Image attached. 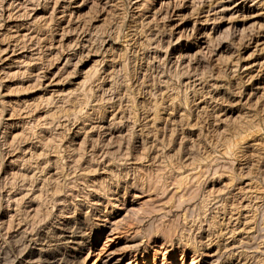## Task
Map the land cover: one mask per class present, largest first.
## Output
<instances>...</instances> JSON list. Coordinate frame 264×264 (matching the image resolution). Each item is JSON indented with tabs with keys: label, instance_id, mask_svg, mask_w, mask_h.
<instances>
[{
	"label": "rangeland",
	"instance_id": "obj_1",
	"mask_svg": "<svg viewBox=\"0 0 264 264\" xmlns=\"http://www.w3.org/2000/svg\"><path fill=\"white\" fill-rule=\"evenodd\" d=\"M163 2L0 0V264H264V1Z\"/></svg>",
	"mask_w": 264,
	"mask_h": 264
},
{
	"label": "bare ground",
	"instance_id": "obj_2",
	"mask_svg": "<svg viewBox=\"0 0 264 264\" xmlns=\"http://www.w3.org/2000/svg\"><path fill=\"white\" fill-rule=\"evenodd\" d=\"M162 2H163V0H161ZM253 1V0H252ZM258 1H260V0H258ZM264 1V0H263ZM254 2H255V0H254ZM164 3V2H163ZM256 3V2H255ZM239 3H237L236 5H234L233 6V8H235V10L237 11V13L238 14H241V15H244V14H246L244 17L245 18H247V17H254V16H256L257 14H254V11H253V6H252V4H250L249 5V7L248 6H246V5H238ZM244 4V3H243ZM259 4V3H258ZM257 4V5H258ZM263 5V4H262ZM227 7V9H228V6H226ZM261 7V6H260ZM167 9V8H166ZM231 9H232V7H231ZM160 10V9H159ZM225 10V9H224ZM158 11V10H157ZM166 12V11H165ZM224 12V11H223ZM226 12V11H225ZM230 12V11H229ZM261 12V11H260ZM234 14V13H233ZM233 14H231V15H233ZM237 14H235V15H233L234 17L236 16ZM232 16V17H233ZM241 17V16H240ZM240 17H239V19H240ZM243 17V18H244ZM236 18H237V16H236ZM243 18H241V19H243ZM233 19H235V18H233ZM233 19H231V22H233ZM238 18H237V20H239ZM240 19V20H241ZM261 19V18H260ZM264 19V18H263ZM244 20V19H243ZM246 20V19H245ZM247 20H249V19H247ZM230 22V23H231ZM258 22V21H257ZM244 23V22H243ZM246 23V22H245ZM250 24V23H249ZM252 24V23H251ZM254 24H256V22L254 23ZM261 24H262V22H261ZM247 25V24H246ZM259 25V24H258ZM255 26V25H254ZM262 26H264V23H263V25ZM230 27V26H229ZM243 27H244V25H243ZM247 27V26H246ZM241 29H242V27H240ZM255 28V27H254ZM237 29V28H236ZM248 30H250L251 29V26H250V28H247ZM252 29H253V25H252ZM238 30V29H237ZM243 30V29H242ZM241 30V31H242ZM254 30V29H253ZM258 30V29H257ZM263 30V29H262ZM240 31V32H241ZM244 31V30H243ZM248 32V31H247ZM253 32V31H252ZM255 32V31H254ZM260 32V31H259ZM263 33V32H262ZM239 34V33H238ZM257 34V33H256ZM255 35V34H254ZM258 35H260V34H258ZM242 36V35H241ZM262 36V35H261ZM264 36V35H263ZM257 37V36H256ZM243 38V37H242ZM242 38H240V39H242ZM255 39V38H254ZM242 40H244V39H242ZM263 41V40H262ZM254 42V41H253ZM257 42V41H256ZM259 43V42H258ZM258 45H260V43L258 44ZM263 46V45H262ZM259 48V47H258ZM263 49H264V46H263ZM262 49V50H263ZM260 51V50H259ZM261 63V62H260ZM229 150H231V148L229 149ZM230 152V151H229ZM50 191V190H49ZM52 191V190H51ZM50 191V192H51ZM50 196V195H49ZM49 196H48V198H49ZM52 196V195H51ZM51 196H50V198H51ZM47 197V196H46ZM23 198V197H22ZM36 199V198H35ZM47 199V198H46ZM17 200V199H16ZM57 200V199H56ZM59 200V199H58ZM49 201H51V200H49ZM55 202H57V201H55ZM208 202V201H207ZM14 203V202H13ZM20 203V202H19ZM59 203V202H58ZM58 203H56V204H58ZM203 203V202H202ZM241 203V202H240ZM55 204V205H56ZM241 204H243V203H241ZM15 205V204H14ZM59 205V204H58ZM205 205V204H204ZM244 205V204H243ZM62 206V205H61ZM55 207V206H54ZM63 207H65L64 205H63ZM117 207V206H116ZM241 207V206H240ZM58 208V207H57ZM205 208V207H204ZM63 209V208H62ZM65 209H67V208H65ZM69 209V208H68ZM107 209V208H106ZM111 210V209H110ZM66 211V210H65ZM136 212H138V211H136ZM238 213V212H237ZM62 214V213H61ZM66 214V213H65ZM64 214V215H65ZM70 214V213H69ZM11 215V214H10ZM68 215V214H67ZM66 216V215H65ZM76 217V216H75ZM246 218V217H245ZM65 219V218H64ZM68 219V218H67ZM236 219V218H235ZM61 221V220H60ZM62 221H63V219H62ZM213 221V220H212ZM57 222V221H56ZM247 222V221H246ZM60 224V223H59ZM67 224V223H66ZM213 224V223H212ZM215 225V224H214ZM62 227H64L65 228V226H62ZM69 227V226H68ZM52 229V228H51ZM59 229V228H58ZM71 229V228H70ZM69 230V229H68ZM62 232V235H63V240H65L66 241V243L70 246V248L72 249V254H73V257H74V249H73V237H72V235H71V233L70 234H67L66 235V233H65V231L64 230H62L61 231ZM226 232V231H225ZM232 232V231H231ZM230 232V233H231ZM184 234V233H183ZM225 234V233H224ZM226 234H228V232L226 233ZM232 234V233H231ZM177 235V234H176ZM175 235V236H176ZM185 236H187V235H185ZM223 236V235H222ZM89 237V236H88ZM172 237H174V236H172ZM182 238V237H181ZM187 238V237H186ZM60 239V238H59ZM86 239V238H85ZM173 239V238H172ZM194 240V239H193ZM80 241V240H79ZM195 241V240H194ZM182 242H184L183 241V239H182ZM188 242V241H187ZM226 242V241H225ZM65 243V242H64ZM65 243V244H66ZM185 243H186V241H185ZM193 243V242H192ZM242 243V242H241ZM183 244V243H182ZM207 244H209V243H207ZM229 244V243H228ZM77 246H78V244H76ZM177 245V244H176ZM181 245V244H180ZM187 245V244H186ZM192 245V244H191ZM210 245V244H209ZM230 245H232V244H230ZM62 246V245H61ZM188 246V245H187ZM197 246V245H196ZM205 246V245H204ZM208 246V245H207ZM233 246H234V244H233ZM233 246H232V248H233ZM246 246H247V244H246ZM189 247V246H188ZM194 247H195V245H194ZM248 247V246H247ZM67 248H69V247H67ZM79 248V247H78ZM200 248H201V246H200ZM206 248V247H205ZM230 248V247H229ZM228 248V249H229ZM65 249V248H64ZM82 249V248H81ZM69 250V249H68ZM76 250V249H75ZM78 250V249H77ZM201 250V249H200ZM195 251H197L196 249H195ZM193 252V251H192ZM202 252V251H201ZM211 252V251H210ZM67 253V252H66ZM83 251L81 250V251H79V253L77 254L78 255V257H77V259H79L80 257H82V256H84L83 255ZM69 254H71V253H69ZM68 254V255H69ZM203 254H204V252H203ZM68 255H66V257L68 256ZM71 256V255H70ZM205 256H209V255H206L205 254ZM211 256V255H210ZM68 258V257H67ZM209 258V257H208ZM213 258V257H212ZM211 258V259H212ZM231 259H232V256L230 257ZM76 259V260H77ZM81 259V258H80ZM59 260V259H58ZM58 260H57V263H55V264H61V263H59L58 262ZM204 260V259H203ZM213 260V259H212ZM217 260V259H216ZM220 260V259H219ZM56 261V260H55ZM121 261H123V257H119V258H117V260H115V263L114 264H120V262ZM214 261V260H213ZM213 261H208V262H206L205 264H212V262ZM222 262V261H221ZM51 263V262H50ZM214 263V262H213ZM226 263V262H225ZM99 264H107V262L106 261H103L102 263H99ZM215 264V263H214ZM222 264V263H221ZM231 264V263H230Z\"/></svg>",
	"mask_w": 264,
	"mask_h": 264
}]
</instances>
